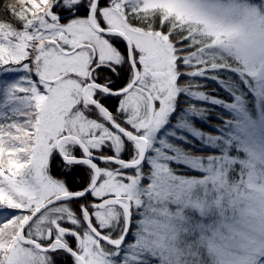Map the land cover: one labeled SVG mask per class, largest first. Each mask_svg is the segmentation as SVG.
<instances>
[{"label": "snow or ice", "instance_id": "1", "mask_svg": "<svg viewBox=\"0 0 264 264\" xmlns=\"http://www.w3.org/2000/svg\"><path fill=\"white\" fill-rule=\"evenodd\" d=\"M6 11L0 264H264V56L195 0Z\"/></svg>", "mask_w": 264, "mask_h": 264}, {"label": "clouds", "instance_id": "2", "mask_svg": "<svg viewBox=\"0 0 264 264\" xmlns=\"http://www.w3.org/2000/svg\"><path fill=\"white\" fill-rule=\"evenodd\" d=\"M196 7L210 18L230 26L233 40L250 55L260 59L264 56V0H195ZM252 9H256L253 11ZM226 55V54H225ZM264 170V165H258ZM264 185V175L255 181ZM254 227H259L262 216L259 205L248 216Z\"/></svg>", "mask_w": 264, "mask_h": 264}, {"label": "trees", "instance_id": "3", "mask_svg": "<svg viewBox=\"0 0 264 264\" xmlns=\"http://www.w3.org/2000/svg\"><path fill=\"white\" fill-rule=\"evenodd\" d=\"M15 0H0V20H4V21H9L11 20V17L10 15L8 14V12L6 11V8L9 4H12L14 3ZM202 90L212 94V95H217L219 98H224V99H228V97L226 96L225 92L219 88L218 85H216L215 83L213 82H207V87L206 88H203ZM181 99H186V97H184V95L182 94L181 96ZM112 106H115L116 104V101L113 100L111 102ZM185 107L187 106L186 104L184 105ZM208 107H215V106H210L208 105ZM215 111H218V112H221L223 114V110H220L218 107H215ZM209 118H210V122L212 124H219L220 122L217 121L214 116L210 113L209 114ZM225 118H229L228 115H225ZM195 126L197 128H200L201 130L205 131V132H210L211 134H215L216 132L209 129L208 127L202 125L201 123L199 122H196L195 123ZM203 154V153H201ZM192 174H197V173H192ZM129 242H132V240H129Z\"/></svg>", "mask_w": 264, "mask_h": 264}, {"label": "rangeland", "instance_id": "4", "mask_svg": "<svg viewBox=\"0 0 264 264\" xmlns=\"http://www.w3.org/2000/svg\"><path fill=\"white\" fill-rule=\"evenodd\" d=\"M12 75L13 76H16V75H19V74H12ZM220 110H222V109H220ZM253 115H256V113L254 111H253ZM236 118L237 119H241V120H248V119H250V117H248L247 113H243V112H238L236 114ZM225 119H228V118H225ZM257 122L258 123L259 122H264V113H261L259 116H257ZM215 134H219V133L216 132ZM197 147H199V144H197ZM212 150L214 151L215 150V147H213ZM253 235L256 237V244H257V246H264V236H262L259 233V230L258 229H255L254 230Z\"/></svg>", "mask_w": 264, "mask_h": 264}]
</instances>
